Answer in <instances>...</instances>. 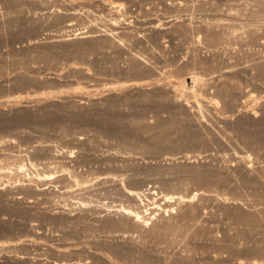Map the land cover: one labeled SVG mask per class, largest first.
Listing matches in <instances>:
<instances>
[{
    "label": "rangeland",
    "instance_id": "1",
    "mask_svg": "<svg viewBox=\"0 0 264 264\" xmlns=\"http://www.w3.org/2000/svg\"><path fill=\"white\" fill-rule=\"evenodd\" d=\"M116 2L0 0V264H264V0Z\"/></svg>",
    "mask_w": 264,
    "mask_h": 264
},
{
    "label": "bare ground",
    "instance_id": "2",
    "mask_svg": "<svg viewBox=\"0 0 264 264\" xmlns=\"http://www.w3.org/2000/svg\"><path fill=\"white\" fill-rule=\"evenodd\" d=\"M102 2L104 3V5L105 4H107L108 5V7L109 8H117V9H120L121 8V6H122V3L121 4H117V2H116V0H102ZM119 7V8H118ZM123 9V8H122ZM114 20V19H113ZM112 22V21H111ZM106 31V30H105ZM200 35H198L197 34V38L199 37ZM232 36V35H231ZM74 38V37H73ZM83 38H85V37H83ZM196 38V39H197ZM200 38V37H199ZM71 39V38H70ZM210 39V38H209ZM214 39V38H213ZM202 40H203V38H202ZM197 41H199V39L197 40ZM216 43H218V42H216ZM205 44V43H204ZM201 45V44H200ZM195 61V60H194ZM198 63V62H197ZM195 65H196V63H195ZM193 66V65H192ZM198 66V65H197ZM196 67V66H195ZM260 67V66H259ZM133 68V67H132ZM193 68V67H192ZM197 68V67H196ZM195 68V69H196ZM134 69V68H133ZM261 70L260 71H264V64L263 65H261V68H260ZM189 70H192V69H190L189 68ZM193 71H194V68H193ZM161 72V71H160ZM162 73H163V71H162ZM167 74V73H166ZM165 74V75H166ZM195 74V73H194ZM167 76V75H166ZM165 76V77H166ZM171 76V75H170ZM169 77V76H168ZM180 80V79H179ZM176 83H174V82H172V83H174V84H172L173 85V89H174V91L178 94V95H180V96H182V97H184V98H186V97H192V98H196L197 96H200V93H199V90H196V89H194V88H191V87H189L187 84H186V82L185 81H183V79H182V81L180 80V81H175ZM180 82V83H179ZM200 82V81H199ZM133 85H136V86H140V85H142V84H146L145 82H143V81H141V80H138V81H134V82H131ZM113 87V86H112ZM49 94V93H48ZM254 96V93H252V92H249L248 93V97L250 98V97H253ZM247 97V98H248ZM214 102H212V103H214L215 105L217 104V101L216 100H213ZM7 102V101H6ZM11 102V101H10ZM13 102H14V100H13ZM16 102V101H15ZM0 103H2V101L0 102ZM4 103V102H3ZM254 109V108H253ZM252 111V110H251ZM256 112L253 110V115L255 114ZM162 133H165V132H162ZM161 133V134H162ZM161 136V135H160ZM159 136V137H160ZM69 152H72V151H70L69 150ZM239 155V154H238ZM18 156V155H17ZM72 156V155H71ZM243 156V155H242ZM247 156V155H246ZM17 158V157H16ZM241 158V157H240ZM21 159V158H20ZM20 161V160H19ZM52 161H48V162H44V169H45V167H47V166H49V165H51L50 163H51ZM56 163H57V161H56ZM58 164V163H57ZM30 165L32 166L33 165V163L31 164L30 163ZM35 166V165H34ZM33 166V167H34ZM27 166L25 165V163L23 164V162H20L19 164H15L14 165V167H12L13 169H15V171H18V173H21V174H23L24 176H29V174L27 173V168H26ZM52 167V166H51ZM2 169L4 168L5 169V167H1ZM0 168V169H1ZM36 168V167H35ZM10 169V168H9ZM47 169V168H46ZM61 169H64V170H66V172L68 173V176H69V178L70 179H72L71 181L73 182H75V184L76 183H78V182H80L81 181V179H79V177H77V175H75V173H72L68 168H66V167H62ZM38 171V170H37ZM7 172V171H6ZM29 172V171H28ZM12 173H13V171H12ZM56 173V172H55ZM53 171H50V170H44V171H40V172H38L37 173V177H38V179L39 180H46V182L48 181V182H50L55 176H54V174H55ZM14 174V173H13ZM20 174V175H21ZM30 179V178H29ZM53 181V180H52ZM51 181V182H52ZM82 181H84L83 179H82ZM86 181V180H85ZM89 182V181H88ZM38 183H39V181H38ZM43 183H45V182H43ZM42 183V184H43ZM80 185L81 184H83L82 182H80L79 183ZM78 184V186H80ZM44 185V184H43ZM77 185V184H76ZM84 185V184H83ZM37 183H36V187L35 188H37ZM40 186H41V182H40ZM39 188L40 187H38V190H39ZM157 191H155V194H156V198H157V196H161V198L167 203H169V205L171 204H173V203H180V201H182V202H184L183 200H190L191 198H193V196H195L196 197V195H197V193H198V191H194V192H192V194L191 195H189V194H183V193H181V192H179V191H177V192H170L169 190L167 191V190H161V191H159L158 193H156ZM154 193V192H153ZM128 194H130L131 196H136V195H139V194H141V192H139V191H137V192H135L134 191V189H132V190H128ZM145 194V193H144ZM200 194V193H199ZM143 195V194H142ZM147 198V197H146ZM149 198H153L154 200H156V198L155 197H149ZM192 200V199H191ZM190 200V201H191ZM140 201V200H139ZM188 202V201H187ZM81 203H82V201H81ZM80 203V204H81ZM153 203H155V202H153ZM83 204H85V203H83ZM82 205V204H81ZM141 205V206H140ZM143 205H145V204H143ZM157 205V204H156ZM170 205V206H171ZM174 205L175 204H173L171 207H172V209H174ZM85 206V205H84ZM107 207V206H106ZM110 207H112V206H110ZM109 207V208H110ZM114 210H115V212L117 211V212H119V214L121 213L122 215H124V216H127V217H129V218H131L139 227L141 226H152L153 224H154V221L157 219V217L159 216L158 215V212L156 213L155 211H148V210H150V209H148L149 207H146L145 208V206L143 207L142 206V204H139V205H133V204H124V203H119V204H116L114 207ZM112 208V209H113ZM160 208V207H159ZM108 209V208H107ZM171 209V208H170ZM111 211V210H110ZM113 211V210H112ZM171 211H173V210H171ZM168 212H169V210H168ZM241 212V211H240ZM239 212V213H240ZM239 213H237V215L239 214ZM250 213V212H249ZM120 214V215H121ZM247 214H248V212H247ZM246 214V215H247ZM243 215L245 216V214H242V216H240V214L238 215V217L240 216L241 217V219H242V217H243ZM249 216H251L252 218H254L253 217V215L250 213V214H248ZM248 215L247 216H245V218L246 217H248ZM254 216H255V214H254ZM239 217V218H240ZM256 217V216H255ZM262 217H264L263 216V214H262V216H261V218ZM237 218V217H236ZM257 218H260V217H256V219ZM247 219V218H246ZM255 219V218H254ZM242 221H243V219H242ZM169 222V221H168ZM167 226V227H166ZM176 225H174V224H172V223H168V225H167V223H166V225H165V227H166V230H174V229H176V227H175ZM153 227V226H152ZM178 227V226H177ZM155 228V230H154V232L155 233H159V231L162 229V228H159V227H157L158 229H156V226L154 227ZM153 228V229H154ZM164 229V228H163ZM157 230H158V232H157ZM162 231V230H161ZM160 231V232H161ZM158 235V234H157ZM0 242H3V241H0ZM263 261V260H262ZM259 263V261L257 262V260H253L252 261V263L251 264H258ZM238 264H243V262H242V260H240L239 262H238Z\"/></svg>",
    "mask_w": 264,
    "mask_h": 264
},
{
    "label": "built area",
    "instance_id": "3",
    "mask_svg": "<svg viewBox=\"0 0 264 264\" xmlns=\"http://www.w3.org/2000/svg\"><path fill=\"white\" fill-rule=\"evenodd\" d=\"M196 39V38H195ZM193 84V83H192Z\"/></svg>",
    "mask_w": 264,
    "mask_h": 264
}]
</instances>
